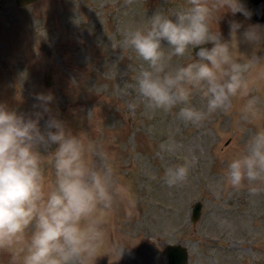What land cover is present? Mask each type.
<instances>
[{"label": "rangeland", "instance_id": "obj_1", "mask_svg": "<svg viewBox=\"0 0 264 264\" xmlns=\"http://www.w3.org/2000/svg\"><path fill=\"white\" fill-rule=\"evenodd\" d=\"M185 3L37 0L19 7L14 0H0V105L25 119L39 117L42 134L55 131L47 127L55 119L72 135L92 140L109 154L117 185L128 190L107 214L103 227L108 243L94 264H166L162 248L167 243L187 248V264H264V193L250 197L246 190L235 192L226 179L228 163L264 127V119L244 122L246 100L240 98L233 100L231 110L217 112L199 126L174 114L146 115L135 87L142 62L119 47L128 30L146 27L155 13L171 15ZM216 18L213 31L222 42L235 40L239 61H264V22L228 11ZM233 23L241 25L235 33ZM256 25L261 40H245L243 33ZM188 62L194 61L172 59L174 66ZM261 72L264 64L251 76ZM252 94L264 108V79ZM38 95L52 100L42 104ZM204 103L200 95L193 97V106ZM169 137L183 146L176 155L160 153L159 144ZM57 147L39 151L47 155ZM185 160L191 164L187 182L169 188L166 169ZM45 173L54 178L47 162ZM196 201L201 214L193 223ZM113 244L124 248L119 259ZM0 264H11L8 253L0 252Z\"/></svg>", "mask_w": 264, "mask_h": 264}, {"label": "clouds", "instance_id": "obj_2", "mask_svg": "<svg viewBox=\"0 0 264 264\" xmlns=\"http://www.w3.org/2000/svg\"><path fill=\"white\" fill-rule=\"evenodd\" d=\"M225 11L252 15L238 0H186L171 15L157 12L146 27L125 33L119 47L130 49L142 62L135 87L146 115L174 114L185 124L199 126L213 114L231 110L233 100L240 98L246 100L244 122L264 119L261 101L252 94L264 72L251 76L264 61H239L235 40L231 45L222 42L213 31V20ZM240 27L233 23L231 31ZM258 29H247L245 40L259 42ZM207 43L213 46L202 47ZM173 57L194 62L174 66ZM196 95L205 101L202 108L192 104ZM36 99L47 104L52 96ZM38 119H25L0 105V252L10 255L11 264H94L108 243L103 227L107 214L117 196L128 195V190L117 185L109 154L95 142L72 135L55 119L47 122L55 131L42 134ZM52 144L58 145L55 151L42 155L39 149ZM182 147L172 137L159 144L160 153L169 155ZM45 162L54 178L46 176ZM190 168L187 160L167 168V186L186 183ZM226 179L235 192L246 190L250 197L264 193V127L228 163ZM112 250L119 259L124 248L113 244Z\"/></svg>", "mask_w": 264, "mask_h": 264}, {"label": "water", "instance_id": "obj_3", "mask_svg": "<svg viewBox=\"0 0 264 264\" xmlns=\"http://www.w3.org/2000/svg\"><path fill=\"white\" fill-rule=\"evenodd\" d=\"M17 6L29 5L37 0H14ZM238 2L244 4L248 10L251 11L252 15L250 18L264 22V0H238ZM202 47L211 48V44L207 43ZM46 86L51 85V79L46 77ZM201 203L196 201L191 208L190 220L196 222L201 214ZM162 253L166 259V264H187L189 260L188 250L181 244H169L167 243L162 248Z\"/></svg>", "mask_w": 264, "mask_h": 264}, {"label": "flooded vegetation", "instance_id": "obj_4", "mask_svg": "<svg viewBox=\"0 0 264 264\" xmlns=\"http://www.w3.org/2000/svg\"><path fill=\"white\" fill-rule=\"evenodd\" d=\"M21 7H23V6H21Z\"/></svg>", "mask_w": 264, "mask_h": 264}]
</instances>
